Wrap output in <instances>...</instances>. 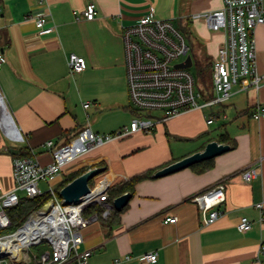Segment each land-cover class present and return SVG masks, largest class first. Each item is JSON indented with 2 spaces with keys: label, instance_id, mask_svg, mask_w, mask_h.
I'll list each match as a JSON object with an SVG mask.
<instances>
[{
  "label": "crops",
  "instance_id": "0c3cea01",
  "mask_svg": "<svg viewBox=\"0 0 264 264\" xmlns=\"http://www.w3.org/2000/svg\"><path fill=\"white\" fill-rule=\"evenodd\" d=\"M91 3L97 14L88 20L84 13ZM223 7V0H0V93L24 138L9 136L0 118V193L14 189L13 162L19 153L34 154L46 166L53 161L47 142L59 148L87 128L101 136L113 134L129 128L138 116L128 96L124 27L154 9L186 31L196 45L195 62L213 63L228 36L210 30L202 15ZM42 14L55 28L50 34H39L33 16ZM255 39L260 88L251 78L242 79L217 110V120L208 122L214 112L208 107L183 112L152 132L105 142L51 181L57 190L72 174L101 168L90 182L92 188L106 186L110 195L124 186L132 193L117 214L114 208L105 213L101 204V217L84 230L80 250L92 252L89 264H264V214L257 207L262 204L264 212V119L252 117L264 105V25L256 29ZM73 53L86 60L80 74L69 68ZM221 140L229 151L155 177ZM252 167L259 176L246 182L242 173ZM141 175L150 177L134 183ZM219 183L226 187V201L218 207L216 222L204 226L199 206L190 200ZM115 199L107 203L113 205ZM170 217L177 222L166 223ZM242 218L252 223L251 230H240ZM154 253L156 261L144 260ZM22 262L35 264L31 257Z\"/></svg>",
  "mask_w": 264,
  "mask_h": 264
},
{
  "label": "built area",
  "instance_id": "2783aa9c",
  "mask_svg": "<svg viewBox=\"0 0 264 264\" xmlns=\"http://www.w3.org/2000/svg\"><path fill=\"white\" fill-rule=\"evenodd\" d=\"M223 4V9L202 15L210 30L225 32L228 36L226 43L219 49L218 58L213 62L212 98H208V91L201 90L196 76L190 69L176 67L186 61L191 54V47L171 20L159 17L152 9L136 24L124 27L128 96L138 116L133 119L129 128L113 134L101 136L87 128L59 148L54 146L53 141L47 142L45 147L51 150L53 156L49 165L40 164L34 154L14 158V189L8 193H0V230L12 226L9 210L16 208L22 198L32 200L48 194L54 203L48 214L41 215L39 209L30 215L16 232L0 235V244L10 240L20 241L15 236L30 229L31 223L39 218L38 226L34 227L35 231L31 229L30 233L38 231L44 224H47L49 229L34 235L25 248L48 241L51 252L42 258L35 256V264H89L92 252L82 251L80 246L84 242V230L98 221L99 214L86 213L98 204H104L105 213H110L113 206L107 203L109 190L106 186L91 187L90 194L83 197L79 204L65 205L59 201L57 190L51 185V181L61 174L68 164L105 142L128 137L137 132H152L160 122L183 112L226 104L232 96L234 86L244 78H251L252 85L260 88L255 31L264 25V0H223ZM84 14L88 20L95 19L96 4H89ZM33 17L36 19L39 34H50L55 30L54 26H49L45 15ZM68 64L72 73L80 74L86 68L85 58L74 53L70 54ZM3 65L4 57L0 53V70ZM88 106L89 103L84 107ZM157 112L160 115L154 114ZM219 116L220 113H211L208 122H214ZM252 117L256 120L264 119V105L258 106ZM258 176L257 169L253 167L242 173L246 182H251ZM42 182L48 185L46 192L41 188ZM191 201L201 209L203 225L210 226L219 218L218 207L226 201V187L220 183L194 195ZM258 208L263 216V205H258ZM165 222L176 223L177 218L170 217ZM252 227L247 218L241 219V231L247 232ZM261 251L264 256V244ZM27 257L31 256L27 253ZM9 258L15 264L11 255L0 257V264H9ZM157 258V254L144 255L146 262H154ZM112 264H119V260Z\"/></svg>",
  "mask_w": 264,
  "mask_h": 264
},
{
  "label": "water",
  "instance_id": "95a60500",
  "mask_svg": "<svg viewBox=\"0 0 264 264\" xmlns=\"http://www.w3.org/2000/svg\"><path fill=\"white\" fill-rule=\"evenodd\" d=\"M194 65V59L192 54H190L186 61L184 63L176 65L177 68L182 69H190ZM0 118L1 123L4 126L5 130L9 131V136H11L13 139H16L18 141L22 140V134L16 125L12 114L10 113V110L8 109L2 94L0 93ZM8 133V132H7ZM230 146L227 144L219 143L218 141H212L209 142L203 151H198L188 157L183 158L182 160L171 164L158 172H156L155 177L161 178L167 175H170L172 173L181 171L183 169H186L188 167H191L192 165L205 161L210 160L218 155H221L227 151H229ZM103 170L101 168H93L85 173H83L81 176L74 179L72 182H70L68 185L64 186L60 190V195L62 196L64 200L65 205H73V204H79L83 197L87 196L91 192V186L90 182L94 180L97 176H99ZM132 198V193L126 192L122 194L121 196L117 197L113 202V208L121 212L129 203V201ZM54 201L50 200L48 201L42 208H40L39 213L41 215H46L50 212V209L53 205ZM9 254L5 252L4 250L0 249V257H6Z\"/></svg>",
  "mask_w": 264,
  "mask_h": 264
},
{
  "label": "trees",
  "instance_id": "16d2710c",
  "mask_svg": "<svg viewBox=\"0 0 264 264\" xmlns=\"http://www.w3.org/2000/svg\"><path fill=\"white\" fill-rule=\"evenodd\" d=\"M179 31L181 32V30H179ZM194 63L197 65L198 71H197V75H195V76L197 78L198 86H200V79L203 80V81H206L207 75L209 74V69H211V78H212L213 63L202 64V63H199V62H195V60H194ZM205 91H207V90H205ZM209 97L212 98L213 96L210 95ZM223 137H225V136H223ZM223 137L221 138L222 140H223ZM222 140H221V142H222ZM16 157H28V156L27 155H21L19 153L14 158H16ZM85 172H86L85 170H80V171L72 174L69 177V179L66 180L65 183H63V185L60 188H57V193L60 191L61 188H63L64 186L68 185L70 182H72L74 179H76L77 177L81 176ZM149 177H150L149 175H141V176H138V177L134 178L133 182L135 183V182H137L139 180H142L144 178H149ZM114 191L115 192L112 191L110 193V195H109V197L111 198L110 202H112V200L115 199L116 197L121 196L122 194H124L126 192H129V191H126L124 186L118 187ZM110 198L108 199V201L110 200ZM49 200H50V196L48 194H45L43 196H40V197L32 199V200H29V199H26V198H22L20 203H19V205L16 208H13V209L9 210V215H10L11 221H12V226L11 227H14L13 230L10 232V234L16 232L28 220L30 215H32L33 213L37 212ZM92 209H94V208H92ZM92 209H90V210H92ZM90 210H88L86 215L90 213ZM114 213L117 214L118 211L114 210Z\"/></svg>",
  "mask_w": 264,
  "mask_h": 264
},
{
  "label": "rangeland",
  "instance_id": "374dc122",
  "mask_svg": "<svg viewBox=\"0 0 264 264\" xmlns=\"http://www.w3.org/2000/svg\"><path fill=\"white\" fill-rule=\"evenodd\" d=\"M186 31L182 30L181 33L182 35L185 37V39L187 40L189 46L191 47V54L193 53V48L196 46L195 43H193V41L191 42L189 40V37L188 35L185 33ZM218 58V57H217ZM183 60V59H182ZM181 60V61H182ZM190 71L194 74V75H197V65L194 63L193 67L190 68ZM212 84H213V80L211 78V69H209V74L207 75V79L206 81H203L200 79V88L202 91H211L212 90ZM224 105V104H223ZM222 105H215L212 107V109H214V112H217V110L221 107ZM210 108V107H208ZM211 109V108H210ZM156 115H160V113H154ZM41 188L43 189V192H46L48 190V185L47 183L45 182H42L41 183ZM22 194V193H21ZM58 194V199L59 201L64 204V200L62 198V196L60 195V191L57 193ZM104 207L103 205H97L96 207H94V209L90 210V212L94 213V211L98 214L101 213V211L103 212L104 211ZM101 217V215H99ZM14 227H10L8 229H4V230H0V235H6V234H9L12 230H13ZM24 253H25V258H27V253L32 257L31 259L34 260V257H38V258H42V256H44L45 254L47 253H50L51 252V245L49 244L48 241H44L41 245H38V246H32V247H29L28 249L27 248H24L23 249ZM9 256V255H8ZM6 256V257H8ZM13 259H15L13 257ZM9 264H13L11 258H9L8 260ZM22 260H19V261H15L14 260V263L15 264H19L21 263Z\"/></svg>",
  "mask_w": 264,
  "mask_h": 264
},
{
  "label": "bare ground",
  "instance_id": "6f19581e",
  "mask_svg": "<svg viewBox=\"0 0 264 264\" xmlns=\"http://www.w3.org/2000/svg\"><path fill=\"white\" fill-rule=\"evenodd\" d=\"M252 81V80H251ZM1 107V104H0ZM91 129V128H90ZM126 129V128H125ZM144 132V131H143ZM148 133V132H147ZM247 170V169H246ZM220 184V183H219ZM201 193V192H200ZM191 201V200H190ZM258 207V206H257ZM220 208V207H219ZM201 210V209H200ZM39 218L31 223V228L27 229L26 231H24L22 234L20 235H16L15 237L17 238V240L20 241H14V240H10L5 244H0V249H2V251L4 250L5 252H7L9 255H11L12 257L15 258V260L19 261V260H24L25 259V253L23 251V249L27 246V244L29 243L30 239L34 236V235H38V233H42V231H47L48 225L44 224L40 227V229L36 232H32L30 233V230L32 229V231L36 228H34L35 226H38V221ZM50 227V225H49ZM35 231V230H34ZM155 254V253H154Z\"/></svg>",
  "mask_w": 264,
  "mask_h": 264
}]
</instances>
